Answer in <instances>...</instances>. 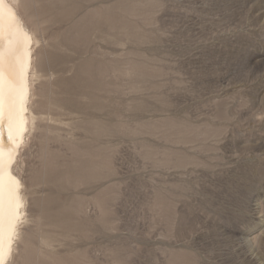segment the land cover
<instances>
[{
    "label": "rangeland",
    "instance_id": "1",
    "mask_svg": "<svg viewBox=\"0 0 264 264\" xmlns=\"http://www.w3.org/2000/svg\"><path fill=\"white\" fill-rule=\"evenodd\" d=\"M10 1L35 118L8 264H264V0Z\"/></svg>",
    "mask_w": 264,
    "mask_h": 264
},
{
    "label": "bare ground",
    "instance_id": "2",
    "mask_svg": "<svg viewBox=\"0 0 264 264\" xmlns=\"http://www.w3.org/2000/svg\"><path fill=\"white\" fill-rule=\"evenodd\" d=\"M0 79H2V103L4 111L3 130L5 135V173L3 182V219L5 233L10 225L15 224V238L12 252L6 260L9 263L16 249L19 239L20 226L25 219L24 197L22 194V182L15 172L16 164L26 137L34 121V113L30 108L31 76L33 68V37L30 29L24 23L16 7L10 0H0ZM15 114V123L12 128L14 140L19 143L21 127H25L22 143L15 148L7 139L9 129V110ZM16 153L11 165L10 179L8 175L7 161L8 151ZM19 181V186H17ZM19 204L17 212L16 205ZM264 217V213L261 214ZM260 220H263L262 218Z\"/></svg>",
    "mask_w": 264,
    "mask_h": 264
},
{
    "label": "snow or ice",
    "instance_id": "3",
    "mask_svg": "<svg viewBox=\"0 0 264 264\" xmlns=\"http://www.w3.org/2000/svg\"><path fill=\"white\" fill-rule=\"evenodd\" d=\"M0 25H2V19H0ZM3 120H4V111H3V103H2V79H0V264H6L7 258L10 256L12 252V245L15 238V224H11L10 228L5 233L4 228V219H3V182H4V173H5V151L4 148V130H3ZM9 129H8V136L7 139L10 143L13 144L15 148H19V144L22 143V137L24 131L26 130L25 127H21L19 133V143L14 140L12 135V128L15 123V114L10 108L9 115ZM8 151V161H7V168H8V175L10 179H14L11 175V165L14 162L16 153H13L11 150ZM17 186H19V181H17ZM20 205L17 204V212L19 210Z\"/></svg>",
    "mask_w": 264,
    "mask_h": 264
}]
</instances>
